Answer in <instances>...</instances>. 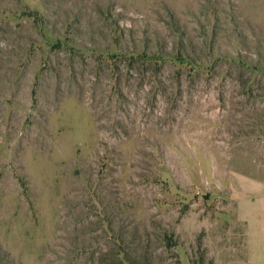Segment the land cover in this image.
I'll list each match as a JSON object with an SVG mask.
<instances>
[{
  "label": "rangeland",
  "instance_id": "1",
  "mask_svg": "<svg viewBox=\"0 0 264 264\" xmlns=\"http://www.w3.org/2000/svg\"><path fill=\"white\" fill-rule=\"evenodd\" d=\"M263 72L264 0H0V264H245Z\"/></svg>",
  "mask_w": 264,
  "mask_h": 264
},
{
  "label": "crops",
  "instance_id": "2",
  "mask_svg": "<svg viewBox=\"0 0 264 264\" xmlns=\"http://www.w3.org/2000/svg\"><path fill=\"white\" fill-rule=\"evenodd\" d=\"M231 178V199L243 225L245 264H264V177L233 173Z\"/></svg>",
  "mask_w": 264,
  "mask_h": 264
},
{
  "label": "trees",
  "instance_id": "3",
  "mask_svg": "<svg viewBox=\"0 0 264 264\" xmlns=\"http://www.w3.org/2000/svg\"><path fill=\"white\" fill-rule=\"evenodd\" d=\"M127 56H129V57H131V58H133V59H143V60H147V58L148 59H152V58H155V59H157V60H160V61H166V60H170V56H158V57H155V56H153V55H151V56H148V55H142V56H140V55H133L132 53H128L127 54ZM241 64H243L244 65V63H241ZM264 73V72H263Z\"/></svg>",
  "mask_w": 264,
  "mask_h": 264
}]
</instances>
